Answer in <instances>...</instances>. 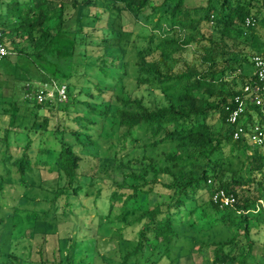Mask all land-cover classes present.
<instances>
[{
	"label": "trees",
	"instance_id": "trees-1",
	"mask_svg": "<svg viewBox=\"0 0 264 264\" xmlns=\"http://www.w3.org/2000/svg\"><path fill=\"white\" fill-rule=\"evenodd\" d=\"M196 1L7 0L8 55L29 57L48 86L65 83L67 100L39 101L38 85L29 104L1 103L0 264L22 260L9 251L16 218L42 237L37 264H179L194 246L212 264L264 257V148L247 134L257 108L247 103L236 139L224 109L255 83L239 45L255 33L254 5L264 19V0ZM144 23L167 28L144 36ZM47 180L44 208L36 195ZM218 188L236 201L219 207ZM5 195L27 206L7 210ZM90 209L92 225L79 219Z\"/></svg>",
	"mask_w": 264,
	"mask_h": 264
},
{
	"label": "rangeland",
	"instance_id": "rangeland-1",
	"mask_svg": "<svg viewBox=\"0 0 264 264\" xmlns=\"http://www.w3.org/2000/svg\"><path fill=\"white\" fill-rule=\"evenodd\" d=\"M151 1L154 4H159L161 2V0H151ZM6 4H7V0H0V17L5 14ZM106 5H109V3H106ZM256 6L257 5H254L251 11L252 14L257 15L256 17L257 21L254 26L255 33L254 35L251 36V38L249 37L250 39H248L246 43L239 45V47L242 48L244 53H246L247 56H249V58L252 53L264 52V19H262L263 18L262 13L256 9L257 8ZM1 20H2L1 22H4V24H6L7 19L1 18ZM143 26L144 28L140 30V34H143L145 36L147 34L154 33L155 38L159 37V35L162 34L163 30L167 28L166 26H163L159 29H156V31L152 32L151 23L150 24L144 23ZM203 31L206 35L208 34L206 30ZM187 58L191 64L192 62L194 64L198 62V57L194 54L191 53L188 54ZM243 72L244 74L250 76L251 74L254 73V68L252 65L246 64V68ZM233 77H237L234 83L236 84L237 88H240V86L242 85L240 75L238 73H235ZM43 81L46 80H42V75L40 74L39 71H37L36 66L34 65V63L30 61L29 57H27L25 54H17L13 52L10 53L7 57L0 60V107L2 102L8 104L12 100H17L22 105L29 104V100L28 101L26 100L27 96L29 98L34 97L35 89L38 87V85L39 86L45 85L46 82ZM26 84H29L30 86L29 92L26 91ZM142 93L146 95V98H151V96L153 97L160 96L158 91H152V94H148L147 91H143ZM45 96L46 97L44 98V100L49 98L52 102L54 101L55 96L51 89L48 90ZM7 121H8V116L2 118L3 125H7ZM219 126L220 123L218 122L214 123L215 129H218ZM16 141L19 142V144L24 143L23 140H15V141L13 140L14 143ZM36 145H37V141L35 142V144H33V148H37ZM250 147L251 149L253 148V146ZM115 176L119 178V173L116 172ZM43 185L45 188L48 189V191H44V189H42L41 191H38L39 193L38 195H36V197L39 200L42 201L44 200L42 206H44V208H47L49 203L46 202L45 200L51 197L52 193L49 190H51L53 186H55V184L53 183V181L47 180V183H43ZM42 191L46 192L47 194L43 195L44 193ZM80 199L84 203H87L86 199H84L83 197ZM261 201L260 203L264 207V201L263 200ZM1 202L4 204V208L7 210L9 209V206H12L14 204L17 205L16 201L12 200V198L9 197L8 195L1 197ZM63 203H64L63 199H59L57 201V205H59V207H61ZM26 206L27 205L22 202L19 205H17L19 209L25 208ZM74 209L77 211L80 209V206L79 207L76 206ZM94 215H95V211L93 209H90V211L84 214H80L79 219H82L86 223H90L92 225L96 222L94 221L95 219L91 220L92 218H94ZM50 217H52V215H50ZM14 221L17 224V228L16 230L13 231L12 235L8 237L9 251L13 252V254H16L18 257H22V260H20V262H16V263L14 262L12 264H37L34 263L35 262L34 260L35 258H37L36 251L42 237L31 236L30 235L31 232H29V229L31 228L32 224L30 223L31 224L30 225L28 222L23 221V218L19 220L16 218ZM67 229L68 228L65 229L64 225L63 226L58 225L57 227H55L54 231H58L62 235V232H66ZM91 232L92 231H90L89 233ZM83 234L84 233L81 232L79 235L82 236ZM95 234L96 232L91 233L90 234L91 238H94ZM203 238H206V235H203ZM204 255H205L204 259L201 258L199 255H197V249L196 246H194L192 250V254L182 256L179 264H212V259L210 258L206 250H204ZM107 260H108V264H118L116 259L107 258ZM2 261L5 262L6 259ZM259 261H261L264 264V257H260Z\"/></svg>",
	"mask_w": 264,
	"mask_h": 264
},
{
	"label": "built area",
	"instance_id": "built-area-1",
	"mask_svg": "<svg viewBox=\"0 0 264 264\" xmlns=\"http://www.w3.org/2000/svg\"><path fill=\"white\" fill-rule=\"evenodd\" d=\"M254 19L251 17L246 18V25H253ZM9 53L7 47L0 41V60L7 56ZM251 63L254 68L255 83L245 84L241 93L236 94L233 97L232 104L225 106L226 123L233 129L232 137L234 139L240 137L244 133V122L247 119V115H243L248 104H252L257 108L256 112H253V118L255 122L249 126V139L254 146L264 148V53L256 52L250 57ZM56 93L58 101L67 100V86L65 83H55L52 81L48 86L45 83L44 86H40L36 94V98L41 101L46 97L48 88ZM207 183H211L208 179ZM212 200L219 205V207H227L233 204L236 199L231 193H227L224 189L218 188L212 194ZM215 264H226L224 262H216ZM252 264H261L259 261H255Z\"/></svg>",
	"mask_w": 264,
	"mask_h": 264
}]
</instances>
